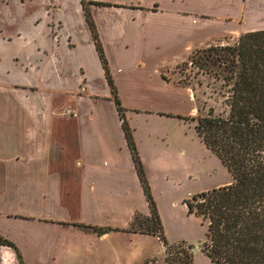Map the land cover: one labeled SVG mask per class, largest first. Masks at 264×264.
Listing matches in <instances>:
<instances>
[{
	"label": "crops",
	"instance_id": "1",
	"mask_svg": "<svg viewBox=\"0 0 264 264\" xmlns=\"http://www.w3.org/2000/svg\"><path fill=\"white\" fill-rule=\"evenodd\" d=\"M85 7L120 104L179 121L196 100L163 69L264 28V0H0V226L38 219L105 237L139 232L126 230L134 214L150 213ZM50 17L64 23L51 32ZM135 125L148 180L158 142L142 145Z\"/></svg>",
	"mask_w": 264,
	"mask_h": 264
},
{
	"label": "rangeland",
	"instance_id": "2",
	"mask_svg": "<svg viewBox=\"0 0 264 264\" xmlns=\"http://www.w3.org/2000/svg\"><path fill=\"white\" fill-rule=\"evenodd\" d=\"M47 11L53 15L55 8L48 7ZM52 19L46 22H51L48 26L51 32L54 27L58 28L57 23H64ZM236 43L237 40H227L198 47L189 54L191 57L162 68L164 76L191 89L196 100V116L227 114L231 81L224 78V60L230 56L229 46ZM36 91L42 94L43 90L31 88L26 95ZM123 108L126 120L132 119L128 125L136 123L142 145L158 142L159 167L151 168L147 181L164 237L168 243L183 241L190 245L193 264H216L202 250L207 220L188 212L185 200L200 191L227 183L231 180L230 173L196 136L195 119L188 123L179 121L176 116H157L158 112H148L146 108L143 112ZM8 223L1 224L0 235L12 241L13 247L5 246L3 250L0 245V264H150V261L167 264L163 242L155 234L115 232L98 237L81 230L49 226L38 219L18 221L14 227L11 221ZM9 225L11 229H5Z\"/></svg>",
	"mask_w": 264,
	"mask_h": 264
},
{
	"label": "trees",
	"instance_id": "3",
	"mask_svg": "<svg viewBox=\"0 0 264 264\" xmlns=\"http://www.w3.org/2000/svg\"><path fill=\"white\" fill-rule=\"evenodd\" d=\"M85 12L150 209L148 215L135 213L126 230L157 235L163 242L167 264H193L190 245L183 241L168 243L164 237L132 130L127 124L94 22L86 7ZM229 49L230 56L224 60L225 73L223 69L224 78L231 81L227 114L222 117L177 116L187 122L195 119L196 135L220 159L231 180L200 191L185 203L188 212L207 220L202 250L212 262L264 264V28L242 32L237 43ZM84 226L98 233L106 230ZM0 245L13 247L12 241L1 235ZM16 255L20 259V255Z\"/></svg>",
	"mask_w": 264,
	"mask_h": 264
}]
</instances>
